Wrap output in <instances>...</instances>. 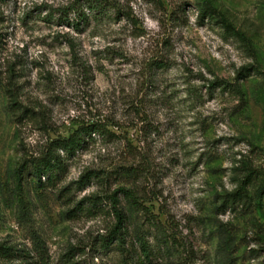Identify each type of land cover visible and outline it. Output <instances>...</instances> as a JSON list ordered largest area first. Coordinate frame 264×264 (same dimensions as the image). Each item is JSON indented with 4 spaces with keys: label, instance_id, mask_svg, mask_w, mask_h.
I'll return each mask as SVG.
<instances>
[{
    "label": "rangeland",
    "instance_id": "obj_1",
    "mask_svg": "<svg viewBox=\"0 0 264 264\" xmlns=\"http://www.w3.org/2000/svg\"><path fill=\"white\" fill-rule=\"evenodd\" d=\"M75 1L0 0V264H264V0Z\"/></svg>",
    "mask_w": 264,
    "mask_h": 264
},
{
    "label": "trees",
    "instance_id": "obj_2",
    "mask_svg": "<svg viewBox=\"0 0 264 264\" xmlns=\"http://www.w3.org/2000/svg\"><path fill=\"white\" fill-rule=\"evenodd\" d=\"M103 9V5L95 0H76L71 6L65 9L64 15L66 20L64 21V26L69 28L70 30L75 31L76 33L83 32L90 24V12H94L95 14H101ZM203 14H208L207 11H203ZM225 29L228 32H231L232 28L230 25L225 23ZM154 70L165 69V63H156ZM229 88L233 94L241 96V88L238 84H230L224 80H216L211 82L209 90L213 91L214 89H221L224 90ZM105 131L98 125V124H91L88 126H83L77 129L73 134H71L66 139H61L55 141L50 144L49 148L47 149L46 153L44 154L41 159H39L34 164V170L37 177L40 179L44 175H49L50 178H53L57 175L56 173H60L64 170V162L61 156L57 153L58 150L65 152L68 155L75 154L78 150H81L88 144L89 137L92 134H102ZM250 171V170H248ZM251 173L249 174V176ZM91 178H98V176L93 175L92 173H88L87 175L81 178L82 183H87L91 180ZM120 192L125 198H128L135 204L138 203L137 196L124 188L118 189L114 194L111 196L113 199V204L116 212V216L118 218V222H122V215L120 211L117 209V195L116 193ZM231 198V199H230ZM228 200H226L223 206L227 204H235L240 202L243 198L241 195L240 190H237L233 195L230 196ZM120 231L114 229V231L109 236L107 240L108 245L113 244L114 241L120 240L119 237ZM15 253L8 248L0 247V258L1 259H13Z\"/></svg>",
    "mask_w": 264,
    "mask_h": 264
}]
</instances>
